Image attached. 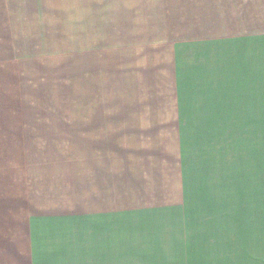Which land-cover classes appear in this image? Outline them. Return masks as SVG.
<instances>
[{
    "label": "crops",
    "instance_id": "obj_1",
    "mask_svg": "<svg viewBox=\"0 0 264 264\" xmlns=\"http://www.w3.org/2000/svg\"><path fill=\"white\" fill-rule=\"evenodd\" d=\"M153 32L186 82L216 81L217 129L231 130L223 145L232 168L218 170L215 186L225 232L202 235L200 249L114 248L122 213L114 215L110 102L22 112L10 105L9 79V98L0 96V264H264V0H154Z\"/></svg>",
    "mask_w": 264,
    "mask_h": 264
},
{
    "label": "rangeland",
    "instance_id": "obj_2",
    "mask_svg": "<svg viewBox=\"0 0 264 264\" xmlns=\"http://www.w3.org/2000/svg\"><path fill=\"white\" fill-rule=\"evenodd\" d=\"M153 4L0 0V96L9 98L14 79L9 101L22 112L109 101L114 215L122 213L114 248L200 249L202 235L225 232L215 186L218 170L232 168L223 145L231 130L217 129L216 81L186 82L153 32Z\"/></svg>",
    "mask_w": 264,
    "mask_h": 264
}]
</instances>
